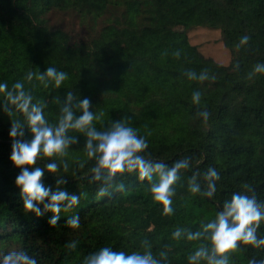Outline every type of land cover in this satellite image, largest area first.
<instances>
[{"label":"trees","instance_id":"trees-1","mask_svg":"<svg viewBox=\"0 0 264 264\" xmlns=\"http://www.w3.org/2000/svg\"><path fill=\"white\" fill-rule=\"evenodd\" d=\"M59 18L64 20L57 22ZM67 19L80 28L66 27ZM178 27L220 30L230 64L206 57L197 46L184 48L179 59L173 57L172 32ZM242 35L251 37L250 44L237 51L234 45ZM237 60L239 72L231 68ZM257 62H264V0H0V82L11 84L29 70L56 67L69 80L60 89L38 83L34 89L37 98L48 101L50 120L58 114L51 99L73 91L81 99L90 98L93 111L105 113L96 122L98 128L130 116L141 134L145 125L151 130L153 158L171 162L194 154V166H212L221 175L215 200L190 197L178 188L176 212L170 217L161 215V207L133 176L124 178L130 191L97 201L96 185L85 178L91 164L78 167L87 160L80 137L65 158L68 173L61 174L67 180L64 187L81 194V203L62 212L53 227L52 213L37 217L23 210L15 185L20 169L10 160L11 121L0 111V250L14 244L35 255L38 264H82L100 247L132 251L148 238L154 252L172 246L171 264H187L193 245L170 239L177 226L195 229L213 218L217 206L245 182L264 200V75L246 79ZM204 68L217 74L216 82L201 84L182 75ZM194 90L203 93L200 107L211 113L207 123L193 119ZM44 183L55 190L51 174L45 173ZM76 214L80 227L68 228L67 219ZM69 241L78 242L74 252L65 247ZM246 247L230 264H247L252 255L264 258V251Z\"/></svg>","mask_w":264,"mask_h":264},{"label":"clouds","instance_id":"clouds-1","mask_svg":"<svg viewBox=\"0 0 264 264\" xmlns=\"http://www.w3.org/2000/svg\"><path fill=\"white\" fill-rule=\"evenodd\" d=\"M251 37L242 35L234 45L237 51L250 44ZM182 50H175L172 56L181 57ZM164 55H167L165 51ZM235 72L241 70L237 60L231 65ZM189 81L214 83L217 74L204 68L197 72L187 69L182 74ZM264 75V62H257L247 73L246 79L253 80ZM69 74L49 66L45 71L26 72L23 79L9 84L0 82V111L10 118L11 138L10 160L20 171L15 178L19 196L25 213L41 217L52 213L51 226H56L62 212H69L81 203V194L69 192L65 175L69 162L65 159L73 146L80 144L83 137V151L87 160L79 161L78 167L88 168L90 175L85 177L96 185L95 199L112 198L116 193L131 190L124 178L133 176L151 196L152 201L161 207V215H175L177 189H185L190 197L215 200L221 175L215 167L201 170L194 166V154L184 155L171 162L155 159L149 151L151 130L145 125L144 134L133 126L130 116L96 126L102 122L105 113L92 110L90 98L81 99L73 91H67L62 99L59 95L51 99L56 106L57 116L50 120L46 115L48 101L34 95L37 83L44 89H60ZM35 82V83H34ZM203 93L194 90L191 103L196 106L193 119L207 123L211 113L207 107L201 108ZM26 132L31 138H26ZM46 161L40 166V161ZM45 173L55 177V190L44 183ZM190 173V174H188ZM188 174V175H186ZM42 206V207H41ZM264 225V200L258 197L257 189L247 182L239 190L232 192L218 206L213 218L201 221L195 229L177 226L170 239L193 245L187 255V264H230L237 252H246L248 247L264 251V235L260 229ZM66 226L80 227L78 214L69 216ZM12 232V226L7 228ZM77 241H69L65 247L74 252ZM171 245L165 244L157 252L148 238L139 241V247L132 251L117 250L103 246L83 258L82 264H171L169 253ZM0 264H38L35 255L26 248L10 245L0 250ZM247 264H264V258L249 257Z\"/></svg>","mask_w":264,"mask_h":264},{"label":"rangeland","instance_id":"rangeland-1","mask_svg":"<svg viewBox=\"0 0 264 264\" xmlns=\"http://www.w3.org/2000/svg\"><path fill=\"white\" fill-rule=\"evenodd\" d=\"M64 18H59L57 22L63 21ZM66 27L80 28L78 24L74 25L71 19L65 22ZM187 46H197L202 53L209 58L214 59L222 65H229L231 61L230 50L224 45L220 30L210 29L206 27H197L186 29L178 27L172 32V44L170 52L179 49L183 50Z\"/></svg>","mask_w":264,"mask_h":264}]
</instances>
